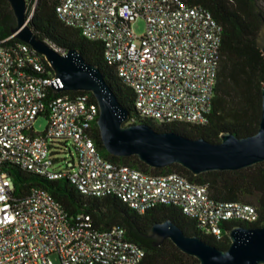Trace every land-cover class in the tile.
<instances>
[{"label":"built area","instance_id":"1","mask_svg":"<svg viewBox=\"0 0 264 264\" xmlns=\"http://www.w3.org/2000/svg\"><path fill=\"white\" fill-rule=\"evenodd\" d=\"M56 12L103 45L107 63L134 92L140 120L155 126L208 123L222 27L207 9L182 0H60ZM140 19L143 35L132 29ZM13 38L0 35V264H143L146 256L123 228L97 229L87 214L70 219L41 188L17 196L5 165L67 179L85 196H114L140 215L173 205L217 239L226 221H258L255 206L214 201L207 185L177 173L146 174L103 157L92 135L98 104L87 94L49 98L48 89L62 86L60 79L42 55ZM39 116L49 121L43 133L34 130Z\"/></svg>","mask_w":264,"mask_h":264},{"label":"trees","instance_id":"2","mask_svg":"<svg viewBox=\"0 0 264 264\" xmlns=\"http://www.w3.org/2000/svg\"><path fill=\"white\" fill-rule=\"evenodd\" d=\"M60 0H27L30 27L39 38L48 42L56 50L68 52L78 50L85 61L97 66L105 81L117 96L121 105L130 113L126 125L134 122L153 127L157 132H174L190 139L203 138L217 144L221 133L229 131L239 138L255 134L262 117V87L264 85V55L254 38L261 30L264 18V0H182L190 6L207 9L222 27L221 58L217 74V84L212 110L208 123L203 126L172 123L155 126L148 120H140L134 105V92L118 77L113 66L104 56L103 45L85 38L80 30L67 26L56 12ZM263 3V5L261 4ZM16 18L7 0H0V35L12 36ZM13 42H21L13 38ZM44 59V57H43ZM48 65V64H47ZM48 69L53 70L48 65ZM69 94L76 97L87 94L97 103L89 92L64 91L56 93L48 89L49 98ZM92 135L99 152L106 159L119 165H126L150 175L177 173L191 182L207 185L209 196L217 202H243L255 206L259 219L255 223L226 221L222 224L223 236L217 239L204 234L196 219L186 216L173 205H158L144 214H137L114 196L90 197L79 193L67 179L48 180L13 165H5L15 185L17 196L30 194L32 187L47 191L58 201L70 219L79 214L90 216L95 228L104 230L119 226L125 230L128 241L136 243L145 250L143 264H200V261L181 252L170 240L160 247L145 237L150 228L158 222L171 220L189 236H199L208 244L226 250L231 241L227 231L236 227L259 228L264 226V162L253 167L235 171H212L195 176L181 165H171L164 169H152L141 162L137 156L117 157L111 155L103 145L97 122Z\"/></svg>","mask_w":264,"mask_h":264},{"label":"water","instance_id":"3","mask_svg":"<svg viewBox=\"0 0 264 264\" xmlns=\"http://www.w3.org/2000/svg\"><path fill=\"white\" fill-rule=\"evenodd\" d=\"M14 12L16 26L12 36L30 45L42 55L64 91L92 93L99 106L97 125L106 150L113 156H137L152 169L181 165L195 176L212 171H235L264 162V85L262 87V117L257 132L239 138L229 131L221 133V142L210 143L203 138L190 139L174 132H157L153 127L135 123L126 125L130 113L118 101L100 69L85 61L78 50L66 54L42 40L29 25L35 9L28 17L27 0H7ZM264 55V18L260 32L254 38ZM227 235L231 241L226 250L216 248L199 236H189L171 220L155 223L145 237L160 247L166 240L178 249L197 258L200 264H264V226H236Z\"/></svg>","mask_w":264,"mask_h":264},{"label":"rangeland","instance_id":"4","mask_svg":"<svg viewBox=\"0 0 264 264\" xmlns=\"http://www.w3.org/2000/svg\"><path fill=\"white\" fill-rule=\"evenodd\" d=\"M261 4L263 5V3H261ZM132 29L137 35H143L145 32L144 20L140 19V20L136 21L132 25ZM48 123H49V121H48L47 117L39 116L34 123V130L38 133H43L46 130V128L48 127Z\"/></svg>","mask_w":264,"mask_h":264}]
</instances>
